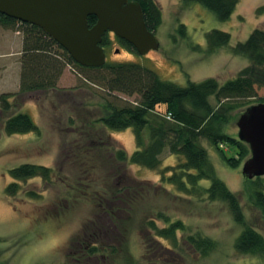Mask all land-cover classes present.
I'll return each instance as SVG.
<instances>
[{"label": "rangeland", "instance_id": "rangeland-1", "mask_svg": "<svg viewBox=\"0 0 264 264\" xmlns=\"http://www.w3.org/2000/svg\"><path fill=\"white\" fill-rule=\"evenodd\" d=\"M156 1L163 14L156 32L160 48L140 55L120 43L115 34H107L110 39L105 47L107 62H137L182 86L189 80L198 82L207 78L224 83L249 65V60L232 53L231 47L245 41L254 29H264V0H240L227 21H219L200 4L186 6L182 0ZM181 25L185 35L179 31ZM214 29L230 33L231 41L210 53L206 34ZM23 36L19 25H0V94L19 91ZM73 67L76 71L70 66L64 69L58 82L60 91L49 92L43 98L23 94L12 99L15 103L12 112L29 114L42 128L40 137L34 133L9 136L0 117V264H264V257L236 251L235 240L243 227L235 222L227 203L184 195L176 186L162 182L163 173L171 175L172 167L183 158L165 150L156 169L117 162L115 151L122 149L131 155L137 149L131 128L112 131L113 142L107 147L100 145L106 142L108 133L96 121L103 106L101 91L83 84L85 76L95 72ZM118 96L131 101L136 98ZM262 96L263 89L259 90V97ZM211 101L215 103L214 98ZM242 110L235 112L228 127V132L236 138ZM71 125L72 129L68 130ZM203 144L219 177L237 194L247 224L264 235V218L249 200L243 163L232 167L213 146ZM222 148L227 156H238L229 144ZM27 162L53 168L52 181L36 177L19 182V191L8 195L6 188L15 181L9 170ZM125 172L138 181L137 186H132L137 194L125 201V207L116 206L119 212L115 233L107 230L105 235L98 234L90 242L99 244L111 239L117 252L109 255L108 249H101L87 260L82 242L90 239L95 227L105 228L102 215L99 217L103 210L99 203L105 204L104 200L93 195L110 196L114 178ZM202 184L209 186V181ZM29 192L39 197L31 198ZM158 212L185 224L186 229L177 232V246L157 239L154 229L147 226L151 219L158 227L164 226L157 219ZM192 234L215 240L216 248L202 257L186 240Z\"/></svg>", "mask_w": 264, "mask_h": 264}, {"label": "trees", "instance_id": "trees-1", "mask_svg": "<svg viewBox=\"0 0 264 264\" xmlns=\"http://www.w3.org/2000/svg\"><path fill=\"white\" fill-rule=\"evenodd\" d=\"M138 1L143 9L147 28L156 34L163 22V14L156 0ZM186 6L200 4L212 12L219 21L231 18L240 0H182ZM88 22L93 26L97 22L96 16H89ZM0 25L3 27L21 26L23 32L21 68L19 75V91L17 93L0 94V117L3 118V130L9 136L34 133L35 137L42 135V128L32 117L22 111H14L13 98L23 94L40 98L49 92L58 90V82L65 68L73 66L82 71H91L94 75L85 76L83 84L101 91L103 106L96 121L101 123L108 132L106 142L100 145L109 146L113 139L112 131H122L131 128L134 133L137 149L128 155L120 149L114 152L117 162L131 163L149 169H156L161 165L162 154L165 150L169 154L183 158L177 166L171 169V175H162V182L176 186L177 191L188 196H195L209 201L227 203L236 223L243 229L235 240V249L240 254L264 257V235L246 222L243 206L237 196L219 177L214 163L210 158L207 142L221 155L223 160L232 167H238L250 155L248 145L232 136L228 132L230 120L236 111L251 105L264 103V96L259 97V90H264V29H254L245 41L238 42L231 47L232 53L242 55L249 60L236 77L220 83L215 78L202 81L189 80L182 86L173 81L165 80L152 68L137 62H106L100 67H85L73 60L67 50L52 39L40 27L21 22L0 13ZM179 31L185 35L184 25ZM126 47L136 49L125 40L116 37ZM231 34L221 30H211L206 34L207 48L210 53L228 46ZM110 39L107 34L101 45L108 46ZM74 71L75 68H74ZM136 96L135 100H125L118 95ZM214 98L215 103H212ZM165 107V109L163 108ZM242 110V112L244 111ZM241 112V113H242ZM70 122H73L70 119ZM72 125L67 128L72 129ZM229 144L236 149V156H227L222 146ZM15 180L6 188L8 195H15L19 191V182L36 177L44 181H52L54 169L36 163H22L9 170ZM122 174L114 178L110 196L105 193L94 194L93 198L104 200L105 204L99 217L103 218L102 226L95 227L90 239L82 242V252L85 258L96 255L98 250H107L109 255L116 254L113 241L91 242V238L98 234L105 235L107 230L115 233V222H118L116 206L125 207V201L131 195L137 194L138 181ZM264 177H257L248 181L247 191L249 200L258 208L264 218ZM209 181V186L202 184ZM132 191V192H131ZM130 193V195L128 194ZM31 198L39 197L35 192H29ZM102 201V200H101ZM99 202V201H98ZM115 209V210H114ZM157 219L164 226L158 227L155 220H149L147 226L154 229L155 237L167 240L171 246H177V232L186 229L181 220H171L163 212L157 213ZM187 242L202 257H206L216 248V241L201 235H189Z\"/></svg>", "mask_w": 264, "mask_h": 264}, {"label": "water", "instance_id": "water-1", "mask_svg": "<svg viewBox=\"0 0 264 264\" xmlns=\"http://www.w3.org/2000/svg\"><path fill=\"white\" fill-rule=\"evenodd\" d=\"M0 13L36 25L69 52L78 64L100 67L106 61L101 45L111 32L131 44L140 55L160 48L156 34L144 20L141 4L133 0H0ZM97 22L90 26L89 16ZM238 138L250 149L242 173L252 180L264 176V103L240 115Z\"/></svg>", "mask_w": 264, "mask_h": 264}, {"label": "flooded vegetation", "instance_id": "flooded-vegetation-1", "mask_svg": "<svg viewBox=\"0 0 264 264\" xmlns=\"http://www.w3.org/2000/svg\"><path fill=\"white\" fill-rule=\"evenodd\" d=\"M107 34L110 35V34H113V33L109 32V33H107Z\"/></svg>", "mask_w": 264, "mask_h": 264}, {"label": "crops", "instance_id": "crops-1", "mask_svg": "<svg viewBox=\"0 0 264 264\" xmlns=\"http://www.w3.org/2000/svg\"><path fill=\"white\" fill-rule=\"evenodd\" d=\"M21 45H22V43H21ZM64 74V73H63ZM63 74H62V76H63ZM61 79V78H60Z\"/></svg>", "mask_w": 264, "mask_h": 264}]
</instances>
